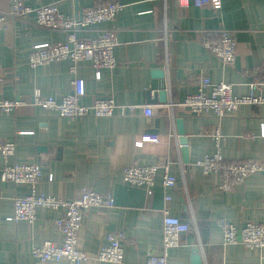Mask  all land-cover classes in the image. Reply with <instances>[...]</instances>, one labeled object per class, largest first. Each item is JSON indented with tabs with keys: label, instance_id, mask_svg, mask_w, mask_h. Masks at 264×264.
Returning <instances> with one entry per match:
<instances>
[{
	"label": "crops",
	"instance_id": "obj_1",
	"mask_svg": "<svg viewBox=\"0 0 264 264\" xmlns=\"http://www.w3.org/2000/svg\"><path fill=\"white\" fill-rule=\"evenodd\" d=\"M31 6L56 2L59 10L80 19L83 12L109 0H24ZM124 4L111 21L77 30L79 37H92L102 29L114 32V68L102 67L99 76L88 59L78 62L85 94L80 101L114 97L118 107L111 116L70 119L32 104L38 89L60 100L71 89L70 60L30 66L32 45L61 42L59 29L36 26L28 19L7 18L0 25V97L26 102L12 112L0 113V138L15 141L8 162H35L42 174L39 192L56 198L77 197L84 187L109 194L114 205L89 207L83 212L79 243L89 258L83 264H145L148 253L160 251V209L190 225L179 245L169 250L166 264H191V249L198 246L203 264H264V248H246L240 243L222 244L221 219L240 226L264 220V170L248 176L229 190L218 188L219 173L203 174L196 161L216 150L208 134L219 125L223 135L219 149L225 161L264 162V106L243 104L222 119L212 114H185L163 104L147 102L151 70L165 73L168 101L176 102L195 91L196 79L207 75L214 82L233 85L236 95L247 94L248 83L264 79V0H221L219 10L209 5L181 6L178 0H118ZM9 0H0V13ZM231 31L236 40L234 63L225 64L201 43L203 33L217 37L219 29ZM136 105L130 111L126 107ZM152 106L151 116L142 106ZM124 107V108H123ZM175 117L183 119L188 163L178 143ZM157 124V132H152ZM142 134L161 137V142L135 141ZM169 162L176 183L163 190L162 170L155 175L152 192L123 181L125 167ZM3 160L0 157V168ZM28 187L0 179V264H37L32 248L45 240L61 242L62 211L40 207L36 220H15L13 201ZM170 194V201L164 194ZM123 231L131 244L124 247L120 263L97 261L94 255L110 231ZM43 264H68L49 260Z\"/></svg>",
	"mask_w": 264,
	"mask_h": 264
},
{
	"label": "built area",
	"instance_id": "obj_2",
	"mask_svg": "<svg viewBox=\"0 0 264 264\" xmlns=\"http://www.w3.org/2000/svg\"><path fill=\"white\" fill-rule=\"evenodd\" d=\"M190 2L195 6L209 5L214 10H219L222 5L221 0H178L181 6H187ZM123 6L124 4L118 0L97 3L88 7L80 19H76L62 13L56 2L31 6L24 0H9L8 11L0 13V25L7 18L28 19L36 26L59 29L65 33L64 41L32 45L27 63L34 67L69 59V69L73 75L71 89L60 100L52 96H44L38 89H35L32 93V104L70 119L114 114L118 104L112 96L96 98L89 104L81 103L80 99L85 94V85L78 72V62L83 59L90 61L96 76H99L100 68H114L117 65L113 55V48L116 45L114 32L107 28L92 37H79L77 30L113 20ZM201 43L225 64L234 63L236 40L230 30L219 29L214 39L208 38V34L203 33ZM195 87V91L186 94L180 101L168 102L162 107L170 111L176 108L185 114L192 115L212 114L219 120L227 113L235 112L243 104L264 106V79L251 80L248 83V93L243 95H236L231 83L214 82L207 75L199 76ZM25 104L26 102L21 98L0 97V113L15 111ZM135 107L136 105H129L126 108L132 111ZM142 109L146 116H151L156 111V108L147 105H143ZM260 127L261 134H264V122L260 124ZM208 134L213 138L216 150L204 155L202 159L196 161V164L201 167L205 175L213 172L219 173L220 178L217 185L219 189L229 190L236 184L242 183L251 174L264 170V162L261 161H225L219 149V142L223 137L219 125H215ZM144 142L158 143L161 142V137L142 134L135 141V145L140 147ZM15 144L14 140L0 138V157L3 160L0 168L1 181H11L28 187L25 195L15 197L12 218L33 222L37 218L36 210L40 207L61 210L63 214L60 228L61 242L45 240L32 248V255L37 264H43L49 260L65 261L68 264L85 263L89 255L79 243L83 212L89 207L110 208L114 205L113 198L109 194L86 187L80 190L77 197L71 199L56 198L39 192L37 185L42 172L35 162H8V158L14 154ZM159 169L162 170L163 190L167 191L174 187L176 179L170 172L169 162L147 165L134 161L124 168L122 179L130 185L142 186L148 193H151L155 175ZM163 198L167 202L170 201L171 196L165 192ZM160 213L162 220L160 251L148 253L145 264H166L169 250L179 245L181 235L190 229V225L171 214L168 207H162ZM219 225L222 229L223 245L240 243L246 248H264V220L261 222L246 221L238 226L227 219H221ZM105 240L106 242L98 247L94 255L95 260L122 262L124 247L130 245L131 240L121 230L108 232Z\"/></svg>",
	"mask_w": 264,
	"mask_h": 264
},
{
	"label": "water",
	"instance_id": "obj_3",
	"mask_svg": "<svg viewBox=\"0 0 264 264\" xmlns=\"http://www.w3.org/2000/svg\"><path fill=\"white\" fill-rule=\"evenodd\" d=\"M81 18V17H80ZM151 81L148 90L146 91V100L147 102H158L160 104L168 103V92L165 83V73L164 70L160 68H153L150 72ZM159 121V120H158ZM155 122V128L152 129V132H157V124ZM183 119L181 117H175V123L177 126L178 134V143L180 146V153L184 163L189 162L187 155V137H185L183 125ZM191 264H203L202 256L198 246H193L191 249Z\"/></svg>",
	"mask_w": 264,
	"mask_h": 264
}]
</instances>
